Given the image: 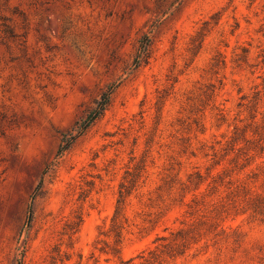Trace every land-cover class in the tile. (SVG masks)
Segmentation results:
<instances>
[{
  "label": "rangeland",
  "instance_id": "obj_1",
  "mask_svg": "<svg viewBox=\"0 0 264 264\" xmlns=\"http://www.w3.org/2000/svg\"><path fill=\"white\" fill-rule=\"evenodd\" d=\"M0 13L18 35L0 43V264H121L99 249L114 245L100 234L127 174L139 179L122 258L141 263L196 220L188 205L207 188L189 177L207 176L214 150L216 174L234 166L227 144L264 132V0H0ZM143 35L152 44L137 67ZM109 86L103 116L57 156ZM255 173L221 181L263 193ZM231 210L161 264H264V218Z\"/></svg>",
  "mask_w": 264,
  "mask_h": 264
},
{
  "label": "trees",
  "instance_id": "obj_2",
  "mask_svg": "<svg viewBox=\"0 0 264 264\" xmlns=\"http://www.w3.org/2000/svg\"><path fill=\"white\" fill-rule=\"evenodd\" d=\"M18 38L15 30L10 26V19L0 13V43L6 44L7 41H14ZM151 38L148 35H143L140 40V46L135 59V64L139 67L148 57L151 49ZM116 87L109 86L101 95L100 100L97 102L95 108L91 110L88 115L79 123L73 132L62 134L61 144L59 146L57 156H62L67 152L72 145L83 136L87 130L100 119L111 103L112 96ZM244 145L241 144L239 138H234L227 147L222 149L224 152L222 156L228 158V163L234 165L231 169L228 167L223 168L222 171L213 174L212 170L215 167L222 165L221 159L217 158L219 152L214 150V165L205 177L201 173H196L195 178L189 177L191 186L194 191H199L200 188L206 185V193L193 194L191 203L188 205L189 214L196 218V220L188 227L182 228L178 231L171 232L170 237L160 236L156 239L158 243L155 250L148 253V257L141 256L143 260L138 264H161L166 258H177L179 255L185 253L191 244H196L205 239L208 235L215 233L221 224L225 222L227 217L231 214V209H236L238 206H244L247 210H251L256 215L264 218V161L258 163V160L264 159V132L259 136V139H248L246 136L243 138ZM256 165L259 173H255L256 178L260 176L263 178L261 188L263 193H253L248 186L239 185L233 189V180L224 184L221 181L223 176H230L234 171H243L244 169ZM240 173V172H239ZM238 175V174H237ZM130 174L124 178L120 185L118 192V199L114 214L111 218V225L107 231L101 232L107 238H112L114 241L113 247L108 250V245L105 240L100 243L104 244L99 251L104 254L112 253L114 257L120 260L121 264H130L133 260L125 261L122 258L123 245L125 242V231L128 225L126 217V205L128 198L131 196L137 186L138 177L135 175L129 178ZM217 180H220L217 181ZM220 183V184H219ZM42 182L39 183L34 197H36ZM226 186L230 191L225 200L220 196V187ZM229 185V187H227ZM188 189V187L186 188ZM34 197L32 200H34ZM215 197L221 201L215 202ZM229 202V203H228ZM32 204L29 207L28 224L32 219ZM236 211H239L237 209ZM245 211V210H244ZM21 264V261L20 263Z\"/></svg>",
  "mask_w": 264,
  "mask_h": 264
}]
</instances>
